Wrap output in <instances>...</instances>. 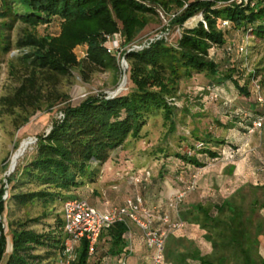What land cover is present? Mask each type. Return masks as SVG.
Here are the masks:
<instances>
[{
	"label": "trees",
	"instance_id": "trees-1",
	"mask_svg": "<svg viewBox=\"0 0 264 264\" xmlns=\"http://www.w3.org/2000/svg\"><path fill=\"white\" fill-rule=\"evenodd\" d=\"M230 1L0 0V52L4 56L13 50L21 52L8 61L9 75L16 85L0 96V117L8 122L9 135L13 137L37 114H49L56 107L62 112V118L53 122L47 133L36 137L31 158L5 177V183L0 182V264H60L64 222L58 206L69 199L85 200L88 187L97 183L112 153L140 140L148 119L161 116L169 131L174 130L177 109L173 102L179 99L182 81L204 76L211 85L227 83L224 89L228 94L233 91L251 101L253 113L236 110L228 115L232 121L243 117L244 132L261 112L253 82L258 81L263 89L264 64L249 72L242 84L238 78L241 71L232 59L239 48L232 50L231 42L241 34L264 45V0H249L253 6ZM151 3L174 15L171 24L182 28L180 37L176 45L155 41L144 49L130 50L157 16ZM199 14L201 21L183 28ZM15 25L23 28L12 43L10 31ZM53 25H58L57 32H48ZM40 27L47 32L40 34L38 29L36 34ZM110 38L128 47L121 56L127 64L129 90L112 98L102 94L70 104L61 85L73 80L74 74L89 83L96 73L108 72L112 89L119 86L123 73L119 56L107 46ZM80 48L84 50L78 56ZM219 50L230 59L221 70L227 73L223 78L218 77L220 64L215 59ZM205 140L213 141L209 137ZM199 143L202 148L192 156L177 155L184 167L202 168L208 160L221 158L212 147ZM214 143L234 150L225 142ZM258 189L264 190V186ZM213 210L215 216L211 215ZM180 219L207 230L205 239L213 248L215 240L222 249L232 248L241 257V264H264V259L256 261L250 256L247 228L232 198L220 206L199 204L180 214ZM108 233L117 246L122 245L123 224L109 226ZM75 253L70 264H87L84 240ZM164 255L176 264H185L187 258L200 264L225 263L222 254L218 258L199 256L191 250L177 254L167 245Z\"/></svg>",
	"mask_w": 264,
	"mask_h": 264
},
{
	"label": "rangeland",
	"instance_id": "rangeland-1",
	"mask_svg": "<svg viewBox=\"0 0 264 264\" xmlns=\"http://www.w3.org/2000/svg\"><path fill=\"white\" fill-rule=\"evenodd\" d=\"M150 6L153 7L157 16L152 18L149 25L141 33L139 40L132 47L140 46L144 49L146 48L144 45L146 46L155 41H164L169 45H176L182 28L172 26V17L170 16L172 13L166 12L152 3ZM201 20L199 14L186 22L183 28H192ZM22 28L23 26L15 25L10 31L12 43L20 36ZM57 30L58 25H53L48 32L56 33ZM37 31L40 34H45L47 28L40 27L34 32L37 34ZM113 41V39L109 40L107 46L112 50V53L119 56V65L122 72L125 65L121 53L128 47H121L119 40L118 44L113 43ZM231 44L232 50L244 49L243 53L239 52L232 58L235 61L233 66L238 67L241 71L238 78L243 84L246 82L249 72L262 68L264 64V45L254 43L251 38L243 37L241 34L235 36ZM83 50V48L77 49L76 54L80 56ZM20 53L13 50L4 56L0 52V96L6 93L8 88L16 85V82L9 75L8 61L10 57L18 56ZM246 53L248 56H246ZM215 59L220 64L218 77L227 76V73L221 72V70L224 69L225 62L230 59L222 50L217 51ZM122 79L123 77L120 79L119 86L112 89V77L108 72L96 73L91 77L89 83H85L77 74H74L73 80L62 83L61 90L69 95L70 104L75 105L88 96L102 94L108 96L113 93L116 95L125 93L130 86L127 82L122 84ZM210 82L204 76H194L190 80L182 81L179 87V99L173 102V106L177 109L174 130L169 131V126L164 124L161 116L148 119L142 130L140 140L130 141L125 147L116 149L112 153V158L102 168L97 183L88 187L87 196L101 204L108 202L112 206H117L127 198L140 193L148 205L154 203L161 196L159 193H162L165 197L167 185H170L173 190L183 189L188 185L191 176L194 175L196 176V187L197 180L201 176V179H199L201 186L198 191H196V188V192L190 193L191 195L186 200L187 204L221 202L231 196L228 194L231 191H226V194H228L226 196H220V191L222 188L225 189L227 184L228 188L232 184L235 169L231 172H227L225 169L222 174L220 173L221 175H217L214 171L210 172V168L211 170H217V167H220L215 164L216 161L214 160H208L202 168L189 166V169H185L186 166L184 167L177 155L192 156L195 154V146L201 141L218 153L224 145H217L214 141L227 144L229 142L234 151L240 150L241 152L243 150V157L248 156V159L252 161V163L250 161L248 163L251 167L249 177L244 179V184L240 190L232 194L231 198L237 205L242 222L245 223L247 228L248 241L246 247L250 251V256L259 261L261 258L264 259V190L257 187L263 185L264 181H257L255 168L258 163L257 158L264 157V128L252 136H246L242 129L245 125L243 117H241L242 120L233 119L232 121L228 115L236 110L253 113L249 108L253 104L233 91L228 94V90L226 92L227 83L211 85ZM262 88L264 95V87ZM214 95L216 98H213ZM61 118L62 112H60L59 107L54 108L49 114H37L12 137L9 135L11 129L8 122L0 117V182L4 183L6 171L13 160V156L21 150V144L29 142L16 160V167L26 163L34 153L36 142L33 143L28 140H34L37 136L47 133L53 122ZM228 124H233V127L228 126ZM207 137L213 140L212 143L205 140ZM15 145L17 146L16 149ZM143 170L149 172L150 179L139 189L134 184L133 174ZM240 170H242L241 167ZM257 173L259 172L257 171ZM225 178H228V182ZM58 212L61 213V204L58 206ZM226 215L228 214L226 213ZM48 223L51 224L52 220H49ZM3 226L6 230L5 220H3ZM196 227L198 229L197 234H209L207 230L202 229L199 225ZM215 241L217 246L213 248L210 256H217L218 258L222 254L225 257V263L223 264H241V257L238 256V253L236 254L232 248L222 249L219 240ZM58 260L61 264V255Z\"/></svg>",
	"mask_w": 264,
	"mask_h": 264
},
{
	"label": "built area",
	"instance_id": "built-area-1",
	"mask_svg": "<svg viewBox=\"0 0 264 264\" xmlns=\"http://www.w3.org/2000/svg\"><path fill=\"white\" fill-rule=\"evenodd\" d=\"M231 2L237 5H254L249 0H231ZM171 17L173 18L174 15ZM224 25H226V22H224ZM112 39L110 38L108 41ZM113 40V43L118 44L117 38ZM147 46L149 44L144 45V47ZM142 48L133 46L130 50H141ZM239 52L243 53L244 49L240 48ZM253 90L255 102L261 108V112L254 115L250 125L245 127L244 134L246 136H252L264 128V95L258 81L253 82ZM115 96L116 94L113 93L107 97L112 98ZM213 98H216V96L214 95ZM247 117L244 114V118ZM201 148L202 144L198 143L195 146V151ZM234 152V150L228 149L223 158L232 159ZM185 169H189V167ZM149 179V172L144 170L133 174L134 184L138 188ZM195 189L196 176L193 175L188 185L168 200L165 205L166 210H163L162 207L148 206L140 193L127 198L121 205L115 207H109V203L104 202V210L91 207L85 200L69 199L65 201L61 207L64 222L61 264H70L74 261L76 249L83 240L87 244L88 253L92 254L103 229L116 223L135 225L142 232L145 246L150 252V264H161L168 237L172 233L181 231L185 226L180 219L181 202L187 194L194 192ZM6 197L7 193H5L3 199L5 200ZM120 264H127V262L122 260Z\"/></svg>",
	"mask_w": 264,
	"mask_h": 264
},
{
	"label": "crops",
	"instance_id": "crops-1",
	"mask_svg": "<svg viewBox=\"0 0 264 264\" xmlns=\"http://www.w3.org/2000/svg\"><path fill=\"white\" fill-rule=\"evenodd\" d=\"M240 139H243V138H240ZM240 139H238V141H240ZM228 148L229 146L223 147L222 150L218 152L220 153L221 158L216 160L215 164H218L220 167H217V170H211L210 168V172L214 171L218 175L220 173L222 174V172L225 169L227 172H231L233 169H235L233 173L234 180L231 181L232 184L229 185V188L227 184V187L225 189L222 188L220 191V196H223V195L226 196L228 194L231 196L229 198H225L221 202H213V203H208V204L197 203V204L190 205V204H187L186 200L188 196L191 194H187L181 202L180 214H186L187 212L191 211L193 207L199 204L204 205V206L209 205V204L212 206H220L227 200L231 199V197L233 196L232 194H235L237 191L240 190L241 186L244 184V181H245L244 179L249 177L248 175H249V172H251V167L248 163L249 161L252 163V161L248 159V156L243 157L242 155L243 150H241V152L240 150L235 151L232 159L230 160H228V158L226 157L223 158V155H225L228 152ZM257 160H258V163H257L258 165L256 164L255 172L257 176L256 179L258 182H260L261 180L264 181V157L257 158ZM238 166H239V169H238ZM240 167L242 170H240ZM257 171L259 173H257ZM199 179H201V176L197 180L196 191H198L199 187L201 186ZM225 179H227L226 182H228V178H225ZM263 186L264 184L261 186H258V188L263 187ZM181 190L182 189L173 190V188H171L170 185H167L165 197L163 196L162 193H159L161 196H159L158 199L154 203L148 204V206H151V207L154 206L158 208L162 207L163 210H166L165 205L168 202V200L174 194H176L177 192ZM226 191L227 192L231 191V192L226 194ZM85 200L91 207H94L99 210L105 209L103 205L104 203L101 204L95 200H92L90 199L89 196L85 197ZM109 207H115V206H112L109 204ZM215 214L216 213L213 210L211 215L215 216ZM184 224L185 226L181 231L170 234L166 242L167 247H171L174 250V253H177V254H185L189 250H191V251H196L197 255L199 256H210L212 254L213 247L210 242L208 241L206 242L204 234L196 233L198 231L196 227L197 225L189 224L187 222H184ZM124 227H125V233L121 237L122 245L117 246V244L114 243V240L108 233L109 226H107L102 231L94 247L93 253L89 254L87 251V255H88L87 264H120L122 260H125L127 264H150V252L145 246L142 232L135 225L131 223H127L126 225H124ZM174 241L176 242V244L174 243ZM161 264H176V263H173L172 261L166 259L165 255H163V260ZM185 264H200V261L197 259L187 258L185 260Z\"/></svg>",
	"mask_w": 264,
	"mask_h": 264
},
{
	"label": "water",
	"instance_id": "water-1",
	"mask_svg": "<svg viewBox=\"0 0 264 264\" xmlns=\"http://www.w3.org/2000/svg\"><path fill=\"white\" fill-rule=\"evenodd\" d=\"M123 60H124V58H123ZM124 65H125V67L123 68V71H122V73H123L122 77H123V78H124L125 75H126V69H127V64H126L125 60H124ZM28 141H31V142L35 143L37 140H36V139H34V140L29 139ZM22 144H23V143H22ZM22 144H21V145H22ZM21 145H20V147H21ZM20 147H19V149H20ZM15 167H16V166H14V165L12 166V162H11V163H10V166L8 167V170L6 171L5 177H9V176L14 172Z\"/></svg>",
	"mask_w": 264,
	"mask_h": 264
},
{
	"label": "bare ground",
	"instance_id": "bare-ground-1",
	"mask_svg": "<svg viewBox=\"0 0 264 264\" xmlns=\"http://www.w3.org/2000/svg\"><path fill=\"white\" fill-rule=\"evenodd\" d=\"M125 82H127L126 75H125V77L122 79V84H125ZM28 143H29V142H24V143L22 144V148H21V150H20L17 154H15V155L13 156L12 166H13V165H14V166L16 165V160L18 159L19 155L25 150V148H26V146L28 145Z\"/></svg>",
	"mask_w": 264,
	"mask_h": 264
}]
</instances>
